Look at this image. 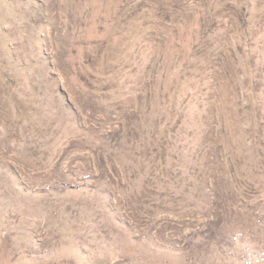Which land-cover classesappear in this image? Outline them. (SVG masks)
I'll list each match as a JSON object with an SVG mask.
<instances>
[{
	"label": "rangeland",
	"instance_id": "1",
	"mask_svg": "<svg viewBox=\"0 0 264 264\" xmlns=\"http://www.w3.org/2000/svg\"><path fill=\"white\" fill-rule=\"evenodd\" d=\"M0 264H264V0H0Z\"/></svg>",
	"mask_w": 264,
	"mask_h": 264
}]
</instances>
